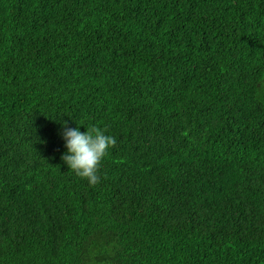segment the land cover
I'll list each match as a JSON object with an SVG mask.
<instances>
[{"label":"trees","instance_id":"1","mask_svg":"<svg viewBox=\"0 0 264 264\" xmlns=\"http://www.w3.org/2000/svg\"><path fill=\"white\" fill-rule=\"evenodd\" d=\"M0 264H264V0H0Z\"/></svg>","mask_w":264,"mask_h":264},{"label":"clouds","instance_id":"2","mask_svg":"<svg viewBox=\"0 0 264 264\" xmlns=\"http://www.w3.org/2000/svg\"><path fill=\"white\" fill-rule=\"evenodd\" d=\"M85 129L81 132L79 127H69L67 122L62 124L60 136L66 151L61 155V160L76 176L95 186L101 179L98 175L101 162L115 146L116 139L104 129Z\"/></svg>","mask_w":264,"mask_h":264}]
</instances>
